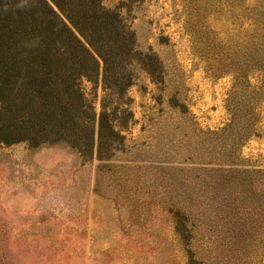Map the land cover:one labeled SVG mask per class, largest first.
<instances>
[{
    "label": "rangeland",
    "instance_id": "obj_1",
    "mask_svg": "<svg viewBox=\"0 0 264 264\" xmlns=\"http://www.w3.org/2000/svg\"><path fill=\"white\" fill-rule=\"evenodd\" d=\"M102 3L135 121L103 158L0 144V264H264V0Z\"/></svg>",
    "mask_w": 264,
    "mask_h": 264
},
{
    "label": "trees",
    "instance_id": "obj_2",
    "mask_svg": "<svg viewBox=\"0 0 264 264\" xmlns=\"http://www.w3.org/2000/svg\"><path fill=\"white\" fill-rule=\"evenodd\" d=\"M134 47L131 26L102 0H0V144L110 156L135 121ZM85 80L105 92L99 111Z\"/></svg>",
    "mask_w": 264,
    "mask_h": 264
}]
</instances>
